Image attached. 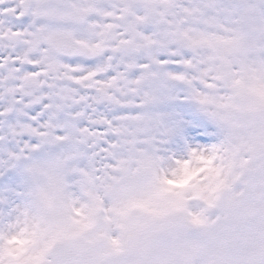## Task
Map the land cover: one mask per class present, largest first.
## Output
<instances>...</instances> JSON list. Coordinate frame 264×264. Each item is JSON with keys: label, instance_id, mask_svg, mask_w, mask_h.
Here are the masks:
<instances>
[{"label": "snow or ice", "instance_id": "6c2138e0", "mask_svg": "<svg viewBox=\"0 0 264 264\" xmlns=\"http://www.w3.org/2000/svg\"><path fill=\"white\" fill-rule=\"evenodd\" d=\"M178 87L233 135L168 154L147 109ZM204 159L218 176L251 160L264 204V0H0V181L21 180L0 194V264H132L96 228L133 170L179 179Z\"/></svg>", "mask_w": 264, "mask_h": 264}, {"label": "rangeland", "instance_id": "374dc122", "mask_svg": "<svg viewBox=\"0 0 264 264\" xmlns=\"http://www.w3.org/2000/svg\"><path fill=\"white\" fill-rule=\"evenodd\" d=\"M184 96L182 88H175L172 98H162L147 109L165 125L164 149L181 159L190 148L208 147L233 135L227 123L217 125ZM194 164L195 169L188 166L179 179L166 181L151 166L134 169L130 191L114 201L111 219L101 218L96 230L116 235L121 256L132 264H186L189 258L197 264H233L264 249V204L253 183L252 161L219 176L215 161ZM140 171L149 174L148 183L138 178ZM20 183L19 177L0 181V194L12 195ZM49 191L47 178L38 177L34 197L42 213L48 210L40 201ZM90 243L101 259L109 258L104 240Z\"/></svg>", "mask_w": 264, "mask_h": 264}]
</instances>
